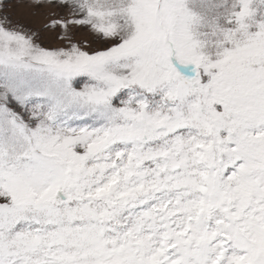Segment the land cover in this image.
Listing matches in <instances>:
<instances>
[{
	"label": "snow or ice",
	"instance_id": "snow-or-ice-1",
	"mask_svg": "<svg viewBox=\"0 0 264 264\" xmlns=\"http://www.w3.org/2000/svg\"><path fill=\"white\" fill-rule=\"evenodd\" d=\"M0 264H264V0H0Z\"/></svg>",
	"mask_w": 264,
	"mask_h": 264
}]
</instances>
